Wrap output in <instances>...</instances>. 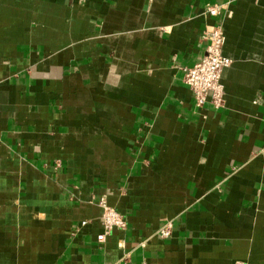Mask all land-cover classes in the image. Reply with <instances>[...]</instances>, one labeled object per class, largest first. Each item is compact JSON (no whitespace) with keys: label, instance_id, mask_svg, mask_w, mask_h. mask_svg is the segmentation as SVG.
<instances>
[{"label":"crops","instance_id":"obj_1","mask_svg":"<svg viewBox=\"0 0 264 264\" xmlns=\"http://www.w3.org/2000/svg\"><path fill=\"white\" fill-rule=\"evenodd\" d=\"M0 264H264V0H0Z\"/></svg>","mask_w":264,"mask_h":264},{"label":"built area","instance_id":"obj_2","mask_svg":"<svg viewBox=\"0 0 264 264\" xmlns=\"http://www.w3.org/2000/svg\"><path fill=\"white\" fill-rule=\"evenodd\" d=\"M206 13L210 16L218 14L217 6H207ZM206 46L203 55L189 67L182 70L181 81L191 93L193 104L196 107L209 102L214 107L223 103L224 89L221 82L222 72L231 60L223 54L226 35L220 25H211L203 33ZM101 207L102 233L97 235V241L102 242L107 234L114 229H125L126 220L114 208L108 206L104 199H99ZM161 237L170 235V225H165L159 231Z\"/></svg>","mask_w":264,"mask_h":264}]
</instances>
